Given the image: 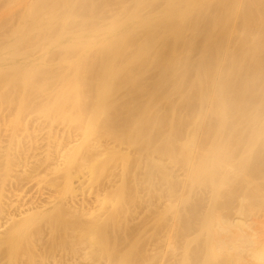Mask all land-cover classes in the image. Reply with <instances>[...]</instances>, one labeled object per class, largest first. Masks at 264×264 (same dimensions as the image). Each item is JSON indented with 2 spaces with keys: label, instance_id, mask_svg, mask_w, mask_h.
Listing matches in <instances>:
<instances>
[{
  "label": "bare ground",
  "instance_id": "obj_1",
  "mask_svg": "<svg viewBox=\"0 0 264 264\" xmlns=\"http://www.w3.org/2000/svg\"><path fill=\"white\" fill-rule=\"evenodd\" d=\"M115 1L119 2V4L122 3V5L125 3V0H0V81H2L0 82V86L4 80V86L6 85L7 87L6 79L9 78L11 80V78L8 77L10 76L9 73H11L12 79L13 77L17 76V74H14V76L12 75L13 72H10L12 68L30 69L31 67L30 71L29 69H26V74L28 75L30 72V75L34 76L37 71L33 74L31 72L33 71L32 68L41 65V63L45 60L46 54L53 49L55 61L54 59H52V57H49L53 60L50 62V65H52L51 63L53 62L56 64V62L58 61V59L56 58L57 54L55 50H57L58 52L59 50L62 51L63 49L66 54L77 53V56L81 58L83 57L82 54L85 55L86 50L90 49L91 47L92 50H95V52L91 53L95 54L97 50L95 48L97 47L94 46H98V49L99 47L101 48L99 50V53L100 51L103 53L100 57L101 61L99 63L96 62L98 64L97 68L99 67L100 69L99 72L97 71V68L95 69V60H91L95 63V65H92L93 67H91V70H83L80 68L85 65V62H83L82 65V60H78L77 63L75 62V66L72 65V67L74 68L70 67V70L72 72L75 69L76 72L73 71L71 74H68L67 77H61L62 82H64V84L68 86L69 90L63 92L61 91L62 93H60V98H51L50 100L52 103L49 101L51 105L47 106L46 108V112H48V115L50 113L49 111L53 110L58 113V117L62 113L66 114L68 110H70L69 112L71 114L75 111L74 113L77 116L75 119H78L76 120L77 123L75 124H77L78 126L74 127H76V129L77 127H80V129H82L81 132L83 136L80 137L82 139L81 143L75 138V140H71L69 141V143H64L65 145H63L62 147V144H60L59 141H57V143H59L60 145L56 146V141L53 140L54 146L57 147H53L56 148V153L54 154L48 151V149L50 148L49 146L44 153L45 156L41 154L43 153L42 151L38 152L40 148H38L37 150L36 147V149L34 150L35 145L34 147L30 145L31 148L33 147V150L29 148L30 152L28 151V155L26 154L23 156V154L26 152L25 150L27 147L24 149L25 152L20 150V153L21 151L24 152L23 154H20L19 151H17V153L14 152L16 153L15 157L11 156L13 154L11 152H9L10 154L4 153V155H0V166L3 168V180L1 184V188H3L2 191L5 189L7 180L11 183V181L9 180L12 179L11 177L21 179V177L25 176L27 178L26 180H28L29 172H31L29 171L30 169H28V166L30 165H28V161L30 162L31 160H35L33 162L35 166L32 165L34 169H31L34 172L32 174L33 176L35 174V176L37 177V174H39V168L48 163L59 166L61 165L62 168L60 169V171H63V176L65 179V185L62 189L63 191L60 195V199H58L57 201H55L57 196L56 198H53L51 196L48 198L46 197L45 201H42V203L38 202L37 204H35L34 202L29 201L30 203L27 204H18V201H15V203L2 201L4 198L6 199L7 197L9 198L11 196L10 193H5L7 195H5L3 192L1 193L0 264H2L1 260L2 262H6L3 264H36V261L38 260L36 259L38 253V249L36 250L35 246L36 242H41L46 237V234L44 233V229L46 228H44L43 230L38 228L40 226L39 224L42 223L47 217L48 219H45L47 222H44V224L42 225L44 227L45 224L49 223V226L45 225L49 228V230L48 228L46 229L49 231H47V233H50V237L54 240L55 238H57V232H63L61 236L63 239H59L61 237L58 236L60 242H57V244L55 243V241L53 242L56 244L55 248H53L51 242V246H49V249L48 247L46 248L45 245L44 248L48 249L52 254L57 252L58 250L67 253L71 252V258H67V264H77V259L81 258H78L75 254L78 255L79 253L84 256L81 257H83L85 260H88V258H92V262H95L98 259L97 264L99 258H102V254L105 253V256L109 254L108 252L112 249L110 248V250L108 251L110 242L109 239H111L110 236L112 235H110V230L112 231V229H109V227L110 223L114 221V217L119 213V208L117 206H119L120 204V199L119 202H115L114 198H112L114 193L111 191V188L114 187V184L111 182V180L110 182H108V185L104 186L102 199H99L100 193L95 196L94 202H91L90 199L89 201L85 202V197L80 198V203L84 204L82 207V212L85 215H79L80 217H83L82 219L76 218L77 215H75V220H79L78 223L69 221V219L66 220V217L62 214V211L69 212L70 214L71 210H68L76 205V201L78 200L75 199L78 195H80L78 190L76 191V188L80 185L81 180L78 178H76V180H73V173L75 172L72 173V171L77 170L73 169V167L75 168L76 166H79L77 165V160L80 157L83 158L84 156L87 157V159L97 158L94 157L95 155H92L93 153L90 155L85 154L86 151L90 152V149L92 151V147H94L93 142L95 140L93 137L94 141H91V137L95 135L96 128L93 129L92 126H89V128H83V116L89 118L87 120L91 122L92 120L97 121L101 117L103 118V116L105 117L106 115L108 118L109 114L111 115L112 113H115L117 116L116 118L119 119V122L122 125H127L128 123H130L129 126H131V124L133 123L134 126V124H136V126L138 127L135 131V134L137 133V135L140 136V134L144 132L142 133V135L145 136L147 132L146 127L151 124L150 121H152L150 120L152 109L157 107L156 105L154 106V104H151L149 101L146 102L145 99L150 98L148 100H151L152 98L155 99L156 97H172L175 93L179 94V97H199L201 101L207 100L208 105L204 106H209L208 109H210V111L216 115L215 118H217V121H214L212 118L208 120V117L206 116L207 120H201L196 126L193 125V128H190L186 131H180L178 130V128H176L174 130H171L168 135L164 131L162 133H160L161 131H159V135H157L158 132H156V136H154L153 133V135L151 134L152 142L149 141V143H152V147L145 148L146 146H143L147 150L152 148V150H150V152L152 151V154L150 152L144 154L147 155V158L146 156L145 158L147 159V164L149 165L147 169H145V165L142 162L144 165V168L142 169H145L144 171L146 175L152 174V193L159 200L166 198L165 205H167V210L170 212L168 220L167 216L165 215L162 218L154 220L152 222V227H155L157 224L164 227L163 236L165 237V240H163L164 242L160 241V239L158 238L154 241L153 245L157 247V250L152 247V251L155 252V254H152V264H208L206 263V261L201 260L200 253H198L200 251L198 249L193 250L190 244L192 241V237L205 230L211 231L212 243L210 246V251L212 258L217 260L221 264H264V225L261 227L258 226L257 220L253 219L250 216V214L253 212V210H255L254 208L256 207L254 206L256 203H254V198H263L262 203L264 204V186L260 187L257 185L254 188H250L251 186H253V175L264 177V117L262 118L261 116H258V113H261L263 114L262 116H264V109L260 110V108H264V106H262L263 103L260 104V98L258 99L257 97H255L256 93L259 94L258 91L255 93V81L257 79L256 76L259 73L256 72L255 65L259 67L260 64V61L258 62L256 57V53L258 50L257 42L259 38L258 40L256 39L257 34L259 37L261 36V34L259 35V33L264 32V0H235L234 2L230 1L231 6H229L231 7V10H229L230 8L229 6H227L229 4V0L227 1L228 4H226V0H218L219 2L217 3H215L216 0H163V8L161 7L160 3V6L157 7L158 2H155L156 0L154 1V3H150L149 0H137L135 1V5H133V2L130 3V5H133L132 8L131 6L126 7V9L124 10L125 16H123L122 18L120 15L121 12L119 14L120 16L116 14L118 17L114 16L115 13L113 14V17L109 14V12H111L113 2ZM114 5L117 6V4ZM122 5H120L119 7L117 6L118 8L114 7L113 9H120ZM222 6L229 12H224ZM227 7L228 9H226ZM113 9L112 11H114ZM121 9L120 11H122ZM145 10H148V13L146 15L144 14L146 13L144 12ZM221 12L222 14L221 16H219ZM223 12L225 13L224 16ZM226 13H230L229 16L228 14L226 15ZM209 15L213 16V23H211L210 27L212 28V30L226 28L225 26H228L227 22L230 26V20H232V34L226 40L227 47L223 46V43L225 42V38H227V36H225L226 34L223 35L222 33H226L228 31V27L227 31L226 29H223L225 32L221 30V32H223L217 33V36L212 37V39L208 37L211 29L209 30V28L205 26V24H208L209 26V22L207 20L210 17ZM111 17L113 19H110ZM230 17L232 19H230ZM108 18L111 21L107 23L106 19ZM227 18L230 20L228 21ZM10 23L11 26L9 29L12 30L14 28L13 30L15 33H12L13 31L8 29V24ZM15 24L16 26H19H17L18 28H16V30V26L11 28ZM203 26L207 27L208 29ZM202 28L206 29L208 35L206 34V32H201L203 31ZM186 31H189V34L191 36L186 35ZM200 32L201 34H206L205 36L208 37H203L205 39V42L203 43L202 41L204 40H202V44H200L201 42L199 43V36L201 35ZM11 33L14 36L11 35ZM5 34H9V36H5ZM214 35L216 34L214 33ZM11 36H13V38H11ZM30 36L33 37L30 38ZM7 37H9V41L5 40ZM70 40L72 41L71 43H66ZM260 41H264L263 38ZM205 46H208V48ZM259 46H261L260 43ZM129 48H134L136 54L135 58H129V56L127 55L126 57L124 56L126 53L125 50ZM261 50L262 49L258 50V52L260 51L258 57H260L261 55ZM196 51H198V53ZM194 52H196L198 56H200L199 53H201L200 58L196 56V59L193 56ZM209 52L210 54H212L208 55L211 58L206 56ZM202 53L204 54L202 55ZM182 54H184V58H182ZM49 55H47L46 59H48ZM71 56L72 54L70 55V57ZM213 56L215 59L213 58L212 60ZM70 57L68 56L66 58H62L64 59V63H66L67 66L71 65V59L74 56L72 58ZM124 57L127 59H124ZM98 58L96 60H98ZM262 64L263 63H261V65ZM55 68L53 70H56ZM63 68L67 67L64 66ZM76 68H78L79 70ZM262 68L264 69V66H262ZM262 68H260V70ZM36 69L37 67L35 68V70ZM48 69H51V71L49 72L47 70V74L50 73L49 75H52V67L50 68L49 66ZM257 71H259V69ZM38 72L40 74L41 70ZM30 75L26 76V80H28L29 77L28 81L31 82V88L33 89L35 87L33 86L34 84L32 81L35 80V78L32 77L31 80ZM54 75L56 77V74ZM259 75H261V73H259ZM42 76L43 75H41V77ZM52 76H48L49 78L47 77V81H49L47 82V85H50V87L46 86L48 88H45L42 82L40 84L42 87H40L39 85L40 88L35 85L37 89H45L47 91V93L45 90H43L42 92L40 91L41 95L42 93L49 94L48 90L50 92L51 89H55L60 92L61 88L57 89L59 87L51 88L52 86H55L53 82L59 81V79H56L57 81H55ZM43 77H46V75ZM189 77L191 78V80L189 79ZM192 78L194 79L192 80ZM10 80L8 81L11 82ZM51 80L53 81L51 82ZM40 81H42V79ZM50 82L53 84H48ZM13 84H15V82ZM30 84L27 83L26 85L30 87ZM59 84L60 81L57 86ZM13 87H11L14 89H11V91L13 90L11 92V94L13 93V96L15 93L19 92L20 95L23 94L26 90L28 91V87L25 88V84L24 88L26 90L22 85V88L25 90L24 92L20 90L21 88L18 89L23 93H21L20 91L14 93L15 86L13 85ZM31 88L29 89L31 91H26L27 93L30 92L29 95L27 94L28 96L33 95V92H37V94L33 95L34 97L36 95H40L38 94L39 91H37L36 88V91L32 90ZM251 88H255V91H253L254 89L252 90L253 93H250L252 92L250 91ZM51 91H53L52 97L55 96V91ZM59 92L56 93V95H58L57 97H59L60 95ZM259 92L262 94L264 93L261 91ZM70 93H73L74 97L73 95L71 96ZM11 94L10 97L12 96ZM27 95L24 94L23 96L27 98ZM8 96L9 95H7L6 97ZM259 96L262 95L260 94ZM40 97L43 99L44 96ZM24 98H21L18 101L20 102L22 100V104L19 103V105H21V108L18 106L23 111L22 113H20L21 110H19L20 114H23L24 111L27 110L26 107H28V103L26 102L27 99ZM49 98H47V100L43 99L44 101L42 100V103H46ZM158 98L154 102H152L153 100H151V102H156L157 104V100L161 101V99ZM3 99H1L0 102H3ZM208 99L212 100V104ZM32 100L33 99H31L30 101L28 97V101L32 102L33 104L34 102ZM88 100H91V102H89ZM49 102L47 103L49 104ZM37 103L39 105L41 104V102ZM47 103L45 105H48ZM32 104L30 103L31 106L28 107L31 110L32 108L34 109L35 106V103L33 107ZM38 104L36 106L37 110L42 106L40 105L39 107ZM248 105L249 107H251V109L252 107L254 108L253 112H250L251 115L257 112L256 115H252L253 118L250 116L251 123L249 122L250 124L248 128H243V126L240 125V123L237 121L228 122V117H230V114L228 116V113H235L237 114V116H240L238 115V113H244L245 108ZM11 108H8V110ZM246 110H248V108ZM29 111L27 113H29ZM53 111L51 113L55 114ZM155 111L153 110V112ZM244 114L246 116V113ZM2 115L3 114H1V116ZM56 116L57 115H55L54 118H57ZM113 116L115 115L113 114ZM209 116L214 115H210L209 113ZM48 117L50 118L51 116ZM116 118H113L112 120L114 121ZM231 118H233V116ZM211 120L214 122H212ZM108 121L110 120L108 119ZM97 123L95 124L97 125ZM115 123L116 125L120 126L118 122ZM156 123H158V121ZM162 123L163 122H161V124ZM16 124H18V121L17 123H15V125ZM111 124H113V122H111ZM114 124L113 126L117 128V126ZM12 125H14V123ZM122 125L119 128H122ZM108 126H110V124ZM129 126L124 127L129 129ZM150 127L152 126L150 125ZM39 128L41 129V127ZM128 129L127 132L124 129V133L123 131L119 132L117 129L112 130L110 127L111 132H107L108 130H105V133L107 132L111 134L112 138L114 136L115 140L117 138L121 140L122 137L126 138V134L129 133ZM132 129L133 128H131V132ZM147 129L149 128L147 127ZM49 132L50 131H48V133ZM131 132L129 133L130 136L127 137L129 142L127 139L126 140L128 143H122L119 141V146L124 144V148L126 144L127 147L125 148L128 149L132 146V144H136L138 139L136 138L137 135L135 136V134H133L134 136H132ZM164 133L167 136H165ZM52 134L53 136L55 135L54 133ZM102 134L104 135V132ZM13 135L15 136L14 132ZM142 135L141 137L143 138ZM162 135L165 136L166 139H164V141L166 140V142H163ZM50 136L52 137V135ZM148 136H150L149 133L147 137ZM19 138L20 137H18V139ZM35 138L36 137H34V139ZM7 139H10V137ZM112 140L113 139H111L110 141H115ZM75 141H78L79 143L75 144ZM98 141H95V143H97L96 145H98ZM32 142L34 141H31V144ZM36 142L35 144L36 146H38V143ZM111 142L110 144L108 143V145L111 146L113 144H111ZM161 142L163 143L162 145H160ZM261 142L262 144H260L259 146H262L260 147L262 149L259 150V148H257L256 151L255 149L257 145ZM157 143H159V145ZM46 144L47 143H45V145ZM141 146L142 145H139V147ZM112 147L114 148L115 146H111L110 148L112 149ZM105 148L107 147H104V149ZM110 148L108 146L107 149L109 150ZM118 148L119 152L122 155L119 154L117 156L118 153L116 155L114 153V155L118 158L121 155L122 160H125V165L123 164L125 170L130 161L134 160L136 163L135 159L129 158L128 152H124L125 149L122 151L120 147ZM50 149H52V147ZM117 149L115 148V150ZM134 149L135 152L136 147H134ZM93 151L96 152V150ZM142 151L143 150H140V152ZM109 153L107 152V154ZM130 153H132L133 155V152ZM82 154L84 156H82ZM52 161L55 162L52 163ZM91 163L95 164L94 160ZM88 164H90V161L88 162ZM130 164L131 163H129V165ZM32 166L29 168H32ZM18 168H21L20 172H17ZM93 170L94 167L92 166V171ZM134 170H137V168ZM16 173L19 175H16ZM20 173H23V176L20 175ZM123 173H125V171ZM16 179L13 178L12 180L16 181ZM35 179L36 178H34L33 180ZM59 184L61 186V182ZM55 185H58V183H56ZM254 185H256V182ZM13 186L15 185L13 184ZM49 187L53 188V186ZM123 194V197H125L124 191ZM11 198L9 199L10 201ZM236 201L237 204L235 206L234 203H236ZM167 202L168 204H166ZM94 203L97 204L96 208L98 211V214L95 215L90 212L93 207L88 209L85 208L86 205L92 206ZM9 204H11L10 207ZM256 205L258 206V203H256ZM126 207L127 206H125V209H127ZM74 208L76 207L74 206ZM13 210L15 212H13ZM50 212L57 213L56 215L58 217L54 218L53 215L49 214ZM72 214L74 215V213H71V216H73ZM113 214L116 215L113 216ZM126 214L128 213L125 212L124 216H122L121 218L116 216L118 217V219L120 218V220L118 221L121 226L118 227L119 230L121 229V232L123 230L121 238L122 240L130 238V235H132L127 232L130 229V227H128V221L131 216H129V214ZM68 216L71 218L70 215ZM87 216H89V218H87ZM36 228L38 229V231H34V229ZM153 234L154 232H152V235ZM114 235L117 234H113V237ZM67 238H69L70 240L68 241ZM116 238L114 240H116ZM177 238L180 239L178 242L176 241ZM65 239L68 242L64 241ZM48 243L49 242L47 240V244ZM110 243L112 244V242ZM115 244L117 246V243ZM68 247L70 251H68ZM48 250H46L45 254L42 252V255H46ZM111 252H113V250ZM115 252L116 251H114V253ZM120 255H118V257ZM61 257H63V255H61ZM109 257L110 256H108V260H110ZM118 257L117 260L119 259ZM127 257H129V255H127L126 258ZM23 258H26V262ZM115 259L116 258L113 259V262H116L114 261ZM43 260L44 259L42 258V260L40 261L42 262ZM127 261L130 260L127 259ZM56 262H58L57 259L54 261V264H56ZM128 263L130 264V262Z\"/></svg>",
  "mask_w": 264,
  "mask_h": 264
},
{
  "label": "rangeland",
  "instance_id": "obj_2",
  "mask_svg": "<svg viewBox=\"0 0 264 264\" xmlns=\"http://www.w3.org/2000/svg\"><path fill=\"white\" fill-rule=\"evenodd\" d=\"M135 1H137V0H125V3L122 5V3H120L119 4V2H113V6L111 7V12H109V14L113 17V14L115 13V17H118V16H120L121 15V18L123 17V16H125V9H126V7L127 6H131V8H132V6L133 5H135ZM154 1L155 0H149V2L151 3H154ZM162 1L163 0H156L155 2H158V5H157V7L158 6H160V4H161V7L163 8L164 7V3L162 4ZM220 1V0H219ZM218 0H216L215 1V3H217V2H219ZM221 1H224V0H221ZM228 0H226V2H227ZM230 1H232V2H234L235 0H229V4H228V2L226 3V4H228L227 6H229L230 5ZM127 2V3H126ZM131 2H133L134 4L133 5H130V3ZM164 2V1H163ZM160 3V4H159ZM114 4H117V6H118V4H119V6L120 5H122L121 6V10L122 11H120V9H117L118 7L117 6H115ZM231 6V5H230ZM229 6V10H231V7ZM114 7H117L116 9H113ZM123 7H125V8H123ZM226 7V6H225ZM130 8V7H129ZM222 8H223V6H222ZM112 9L114 10V11H112ZM224 9V12L225 11H228V10H225V8H223ZM226 9H228V7L226 8ZM161 10V9H160ZM160 10H158V11H160ZM117 13H116V12ZM124 11V12H123ZM148 10H145L144 12H146V13H144L145 15L148 13L147 12ZM158 11H156V12H158ZM120 12H121V14H120ZM223 12V16H224V13ZM229 12V11H228ZM123 13V14H122ZM118 16H117V15ZM120 14V15H119ZM221 14H222V12L219 14V16H221ZM228 14V16H229V14L230 13H226V15ZM210 16V17H209ZM208 17H209V19H207L208 20V22H209V26H208V24H205V26H207L208 28H209V30L211 31V32H209L210 34L208 35V33L206 32V29L205 28H207V27H205V26H203V27H205V28H202L203 29V31H201V32H206V34L208 35V37H210L211 39H212V37H215V36H217V33H222L224 30L223 29H226V31H227V27H228V31L226 32V33H222L223 35H225V36H227V38H225V44L223 43V46H225V47H227V42H226V40L231 36V34H232V20H230V19H232L231 17H230V19H228L227 18V20L229 21L230 20V26H229V23L227 22V25L228 26H225L226 28H222V29H213L212 30V28H210L211 27V23H213L212 22V15H209ZM222 16V17H223ZM110 18V19H113V18ZM114 17V18H115ZM109 18L108 19H106L107 21V23L108 22H110L111 20H110ZM211 19V20H210ZM224 21V20H223ZM18 22V21H17ZM221 22V21H220ZM225 22H226V19H225ZM224 22V23H225ZM19 23V22H18ZM13 24H14V22H13ZM12 24V25H13ZM226 24V23H225ZM224 24V25H225ZM10 26H11V23L10 24H8V29L10 28ZM16 26V24L14 25V26H12L11 28H13V27H15ZM18 26V25H17ZM15 27V30H16V28H18V27ZM229 27H230V29H229ZM207 28V29H208ZM14 29V28H13ZM11 30V29H9V30H11V31H13L12 33H15L14 32V30ZM205 30V31H204ZM208 30V31H209ZM221 30H223L222 32H221ZM216 31V32H215ZM218 31V32H217ZM201 32H200V34H201ZM225 32V31H224ZM10 33V32H9ZM11 33V35H13ZM188 33V34H187ZM190 32L189 31H186V35H188V36H191L190 34H189ZM204 33H202L199 37V43L202 41V40H204V41H202L203 43L205 42V39L203 38L206 34H204ZM214 33L216 34V35H214ZM259 33V32H258ZM261 34V36H259L258 37V34H257V39L256 40H258V38H259V40H258V42L260 43V45L261 46H259V43L257 42V48H258V50L259 49H262L261 50V55H260V57L262 58H260V57H258V55L260 54L259 52H258V50H257V53H256V57H257V60H258V62L260 63L259 64V67H257L256 65H255V67H256V72L258 73H261V75H259V73L257 74V76H256V83H255V88H256V91H255V88H251L250 89V91H252L253 89V91H255V93L258 91V93L259 94H255L256 96L255 97H257L259 100H260V104H262V106H264V93L262 94V93H260L259 91H261V92H264V69L262 68V66H264L263 64H264V62H262V61H264V41H260V40H262V38H263V40H264V32H262V33H259V35ZM263 34V35H262ZM9 36V34H5V36ZM219 35V34H218ZM14 36V35H13ZM13 36H11V38H13ZM201 36H202V38H201ZM31 37H33V36H30V38ZM205 37H207V36H205ZM207 37V38H208ZM8 38V39H7ZM5 40H8L9 41V37H7ZM209 38V39H210ZM224 40V39H223ZM231 40V39H230ZM11 41H12V39H11ZM72 41L70 40V41H68V42H66V43H71ZM202 42L200 43V44H202ZM210 42V41H209ZM230 44V43H229ZM99 45V44H98ZM94 47H97V48H95V49H97L96 50V55L94 54V53H91V52H95V50L93 49L92 50V47L90 48V49H87L86 50V53H85V55L84 54H82V56L83 57H81V58H79V56H77V53L76 54H74V53H68V54H66L65 52H64V50L62 49V48H60V49H62V51L61 50H59L58 52H57V50H55L56 51V54H57V59H58V61L56 62V64L53 62V63H51L52 65H50V62L51 61H53L52 59H54V61H55V58H54V52H53V50H50L47 54H46V57H47V55H49L48 56V59H46V57H45V60L41 63V65H38V66H36L37 67V69L35 70V68L36 67H33L32 69H33V71H31L33 74H34V72H36L37 71V73H35V75L33 76V75H30V72H29V74L28 75H30L31 76V80H32V77L33 78H35V80H37V81H35V80H33L32 82H33V86L36 88V86H38L39 87V85L41 84V82H42V84L45 86V88H48V87H46V86H49L50 87V85H47V82H49V81H47L48 80V78L49 77H51L52 75V78L55 80V81H57L58 79H59V81H60V84L57 86V84L59 83V81H57V82H53L54 83V87L52 86L51 88H55V87H59V88H57V89H60L61 88V90H60V92L58 91V90H55V89H51V88H49V89H51V90H54L55 92V96H53L52 97V95H53V91H51L50 90V92H49V90H48V93L49 94H46L47 93V91L45 90V89H42V90H39V88L40 87H42L41 85H40V87L37 89L36 88V90L37 91H39V93L38 94H40V91L42 92L43 90H45L46 91V93H42V95L40 94V95H38L39 96V98H38V96L36 95L35 97L33 96V95H35V94H37V92L35 93V92H33V95H31V96H28L29 95V93H27L28 91H31V90H29L30 88H31V82L30 81H28L29 80V77H28V80H26V76H28L27 74H26V69L27 68H12V70H15V71H12V70H10V72H13V74L12 75H16L17 74V76H15V77H13V79H12V77H11V73H9L10 74V76H8V77H10L11 78V80L8 78V79H6V84H7V87H6V85L4 86V80H3V83H1V86H0V97H1V99H3L4 101L2 102H0V113L1 114H3L2 116H1V114H0V150H1V152H0V155H4V153H6V154H8L9 152H11V153H13L11 156H13V157H15V154L17 153V151H19V153H20V150H22V151H24V149L26 148V152L24 153V152H22L21 151V153L20 154H23V156L24 155H26L27 153H29L30 152V149L31 150H33V147H34V145H35V147H34V150L36 149V147H37V150H38V148H40L39 150H38V152L40 151H42L43 153H41L43 156H45V152H46V150L48 149V147L50 146V148L52 147V149H48V151H50V152H52V153H56V146H58V145H60V144H62V147H63V145H65L66 143H69V141H71V140H75V138L81 143V141H82V139L80 138L81 136H83L82 135V129H80V127H77V129H76V127H74V126H78L77 124H75V123H77L76 122V120H78V119H75L77 116L75 115V111L71 114L69 111L70 110H68V112L65 114V113H62L63 114V116H62V114H60L61 116H62V118H61V116L59 115V117H58V113H56V111H53L55 114H53V113H51L52 111H49L50 113H49V115H48V112H46L47 111V106H50L51 104H50V102H51V98L53 99L54 97L55 98H60V96H61V94L60 93H62L63 91H67V90H69V88H68V86L66 85V84H64V82H62V78L63 77H67L68 76V74H71L73 71H75L76 72V70L74 69H72L73 71L71 72V70H70V67L71 68H74V67H72V65L73 66H75V62L77 63L78 62V60H82V65H83V62H85V65L83 66V67H80L81 69H83V70H91L92 68L91 67H93L92 65H95V63L97 62V63H99L100 61H101V56H102V52L100 51V53H99V50L101 49L100 47H99V49H98V46H94ZM93 47V48H94ZM204 47V46H203ZM205 47H207L208 48V46H205ZM210 47V46H209ZM212 47H214V46H212ZM263 47V48H262ZM224 48V47H223ZM226 49V48H225ZM224 49V50H225ZM131 50V51H130ZM61 51V52H60ZM133 51V52H132ZM98 52V53H97ZM125 57H126V55L127 56H129V58H135V56H136V54H135V50H134V48H129V49H127V50H125ZM197 53H198V51H196ZM196 52H194L193 53V56L196 58V56L197 57H199L200 58V56H201V53H199L200 54V56H198V54L196 53ZM201 52V51H200ZM204 52V51H203ZM211 52V51H210ZM210 52L206 55V56H208V55H212V54H210ZM62 55H61V54ZM135 55H134V54ZM60 54V55H59ZM72 54V56L70 57V55ZM95 56H94V55ZM99 54V55H98ZM204 53H202V55H203ZM75 55H76V57H75ZM263 55V56H262ZM70 57V58H72L73 56L75 57V59H74V57L71 59V65H68L67 66V64L66 63H64V59H62L63 57L64 58H66V57ZM86 56V57H85ZM92 56V57H91ZM97 56V57H96ZM182 56V58H184V54H182L181 55ZM205 56V57H206ZM52 57V59H50V58ZM84 57H85V60L87 61H85L84 60ZM99 57V58H98ZM124 57V59H127V58H125ZM204 57V58H205ZM209 57V56H208ZM90 58V59H89ZM92 58V59H91ZM98 58V60H96ZM194 58V59H195ZM199 58H198V60H199ZM209 58H211V57H209ZM213 58H214V56L212 57V60H213ZM261 60H260V59ZM56 59V60H57ZM90 60V62H89V60ZM100 59V60H99ZM197 59V58H196ZM215 59V58H214ZM91 60H95L94 62H92ZM61 61V62H60ZM45 62H46V64H45ZM88 62H89V64H88ZM196 62H197V60H196ZM210 62H211V59H210ZM214 62V61H213ZM96 63V65H95V69L97 68V66H98V64ZM122 63H123V61H122ZM226 63H228V62H226ZM261 63H263L262 65H261ZM37 64V63H36ZM45 64V65H44ZM48 64V65H47ZM63 64V65H62ZM43 65V66H42ZM49 68V66H50V68L52 67V71H53V73H52V75H49L50 73V71H51V69H48L47 67ZM67 67V68H63V67ZM90 68H89V67ZM261 66V67H260ZM40 67V68H39ZM44 67V68H43ZM56 69V70H53L54 68ZM58 67H59V69H58ZM86 67V68H85ZM39 68V69H38ZM260 68H262L261 70H260ZM17 69V70H16ZM29 69V68H28ZM27 69V70H28ZM76 69H78V68H76ZM259 69V71H257ZM24 71V73H23V71ZM31 70V67H30V69H29V71ZM41 70V72H40V74H39V72L38 71H40ZM47 70L49 71L48 73L49 74H47ZM79 70V69H78ZM97 71L99 72L100 71V69H99V67L97 68ZM17 72V73H16ZM31 73V74H32ZM25 74H26V76H25ZM54 74H56V77H55V75ZM41 75H43V76H45L46 75V77H41ZM49 77H48V76ZM39 76H40V78L42 79V81H40L41 79L39 78ZM260 76V77H259ZM17 77V78H16ZM48 77V78H47ZM62 77V78H61ZM14 78H16V79H14ZM25 78V79H24ZM45 78V79H44ZM57 79V80H56ZM189 79L191 80V78L189 77ZM194 78H192V80H193ZM259 79V80H258ZM8 80H10L11 82H9ZM15 80V81H14ZM258 80V81H257ZM39 81V82H38ZM53 80H51V82H52ZM0 82H2V81H0ZM15 82V84H13ZM35 82H37V83H35ZM48 83V84H53V83ZM17 83V84H16ZM30 84L29 86L30 87H28V85H26V84ZM259 83V84H258ZM263 83V84H262ZM15 86V91H14V93L15 92H18V91H25L26 89V87H28L27 89H28V91L25 93H23V92H21V93H23V94H20L19 95V92L18 93H15L14 94V96H13V93L11 94V92L14 90L13 88V85ZM24 84H25V88H24ZM10 85H12V86H10V88H9V86ZM21 85V86H20ZM22 85H23V88L25 89H23L22 88ZM36 85V86H35ZM254 85V84H253ZM20 86V87H19ZM44 86H43V88H44ZM61 86V87H60ZM11 87H13V88H11ZM17 87H19V88H17ZM251 87V86H250ZM263 87V88H262ZM21 88V89H20ZM35 88H31L32 90H34V91H36L35 90ZM260 89V90H258V89ZM7 89V90H6ZM11 89H13L12 91H11ZM16 89H17V91H16ZM18 89H20V90H18ZM44 91V92H45ZM62 91V92H61ZM253 91L252 92H250V93H253ZM59 92V97H57L58 95H56V93H58ZM32 93V92H31ZM10 94L13 96H11L10 97ZM27 95L28 97H29V100L31 101V99H33L32 101L35 103V106H34V103L32 104V102H29L28 101V97L26 98L25 96H23V95ZM262 95V96H259V95ZM7 95H9L8 97H6ZM46 95H48V96H46ZM70 95L72 96L73 95V93H70ZM21 96H23V97H21ZM40 96H44L43 97V99L44 100H47V98H49L48 99V101H46V103L47 102H49V104L48 105H45L46 103H42V98L40 97ZM17 97H18V99H17ZM23 99L24 97V99H27V105H28V107L29 106H31L30 105V103L32 104V107L34 106V109L32 108V110L31 109H29L28 107H26V111H24V115L23 114H20V113H22L23 111L20 109L21 108V105H19V103H21L22 104V100L20 101V102H18L21 98ZM73 97H74V95H73ZM252 97V96H251ZM9 98V99H8ZM158 97H156L155 99H151V100H153L152 102H154V101H156V99H157ZM162 98H163V101H162ZM199 97H188V98H186V97H179V94H173V96L172 97H159L158 99H161V101L159 100H157V104L159 105H157L156 104V102L155 103H152L151 102V100H148V99H150V98H146L145 100H146V102H150L151 104H154V106L156 105L157 107H153L154 109H152V113H151V117H150V120H152V121H150V123L151 124H147L146 126L149 128V129H147V127H146V130H147V132L149 133V135L150 136H148L147 137V135H148V133L146 132V134H145V136L144 135H142V133H144V132H142L141 134H140V136L139 135H137V133L135 134V131L137 130V127L138 126H136V124H134V126H133V123L131 124V126H129L130 125V123H128L127 125H125V124H121L120 122H119V119H117L116 117V114L115 113H112L110 116L108 115V118H107V115L104 117L103 116V118L101 117L99 120H97L98 121V123H97V121H95V120H92L91 122L89 121V120H87V119H89V118H87V117H85V116H83V121H84V123H83V128H89V126L91 127H93V129H95L96 128V131H95V135H93L92 137H91V141L93 140V137H94V140L95 141H98V145H103V146H98V145H96L97 143H95V141L93 142L94 143V145L93 144H91V145H93L94 147H92V151L93 150H96V152L95 151H91V149H90V152H88V151H86L85 152V154H88V155H90V154H92V155H95L94 157H97V158H88L87 159V157H85L83 154H84V150H83V154H82V156H84L83 158L82 157H80L79 159H80V161H79V159L77 160L78 161V163H77V165H79V166H81V167H79V166H76L75 168L73 167V169H77V170H74V171H72V173L73 172H75V173H73V180L75 179L76 180V178H78V179H80L81 180V182H80V185L76 188V191L78 190V192L80 193V195H78L77 197H76V199L75 200H78V201H76V205H74L76 208H74V206H73V208H70L68 211H70V214H69V212H65V211H62V214H63V216H65L66 217V220H68L69 219V221H73V222H75V223H78L79 222V220L77 219V220H75L76 218H80V219H82L83 217H80L79 215H85L82 211V207H83V205L84 204H82V203H80L81 201H80V198H83V197H85L86 198V200H85V202L86 201H89V199H90V201L91 202H94V198H95V196L97 195V194H99L100 193V195H99V199H102L103 198V189H104V186L105 185H108L109 183L108 182H110V180H111V182L114 184V189L113 188H111V191L114 193L113 194V196H112V198H114V200H115V202H119V199H120V204H119V206H117L118 208H119V213H122V214H113V216H118V217H122V216H124V214H125V212L126 213H128L129 214V216H131L130 217V219H129V221H128V227H130V229L127 231V232H129L130 234H132V235H130V238H128V239H126V240H122L121 238H122V232H123V230H122V232L119 230V227L118 226H121V224L119 223V221L118 220H120V218L118 219V217H114V221H112L111 223H110V227H109V229H112V231L110 230V237H111V239H109L110 240V242H112V244L109 242V246H108V251L110 250V248H112L108 253L110 254H107L106 256H105V253L104 254H102L101 256H102V258H99V261H98V264H129L128 262H130V264H152V254H155V252H153L152 251V247L153 248H155L156 250H157V247H155L153 244H154V241L158 238V239H160V241H162V242H164L163 240H165V237L163 236L164 235V227L163 226H160L159 224H157L155 227H152V222L154 221V220H158V219H160V218H162L163 216H167V220H168V216L170 215V212L167 210L168 209V207H167V205H165V201H166V198L165 199H161V200H159L158 198H156L154 195H153V193H152V174H150V175H146L145 174V169H147V167H148V165L149 164H147V155H144L145 153L147 154L148 152H150V150H152V148H150V149H145V148H148V147H152V143H149V141H151L152 142V135H153V133H154V136H156V132H158V134L157 135H159V131H161L160 133H162L163 131L168 135L169 133H170V131L171 130H174V129H176V128H178V130H180V131H186V130H188V129H190V128H193L194 126H196L201 120H207V117H208V120L210 119V118H212L214 121H217V118H215L216 117V115L214 114V113H212L211 111H210V109H208L209 108V106H204V105H208L207 103V100L205 101V100H200V98L198 99ZM0 99V100H1ZM17 99V100H16ZM166 99V100H165ZM171 99V100H170ZM40 100V101H39ZM43 100V101H44ZM92 100V99H91ZM91 100L89 101V102H91ZM167 100H169V101H167ZM208 100H210V103L212 104V100L211 99H208ZM12 101V102H11ZM53 101V100H52ZM263 101V102H262ZM18 102V103H17ZM37 102H41V104L40 105H42L41 107H40V105L37 103ZM143 102H145V101H143ZM159 102H161V103H159ZM165 102V103H164ZM167 102V103H166ZM171 102H172V104H171ZM5 104V105H3V104ZM52 103V102H51ZM174 103V104H173ZM210 103H209V105H210ZM37 104H38V106L40 107H38L39 109V111L37 110V108H36V106H37ZM162 104V105H161ZM192 106H191V105ZM10 105V106H9ZM44 105V106H43ZM186 105V106H185ZM20 108H19V107ZM167 106V107H166ZM189 106H190V108H189ZM12 107V108H11ZM160 109H159V108ZM165 107V108H164ZM7 108V109H6ZM8 108H11V109H9L8 110ZM49 108V107H48ZM68 108V107H67ZM174 108V109H173ZM193 108V109H192ZM248 108V110H246ZM16 109V110H15ZM36 109V110H35ZM46 109V110H45ZM69 109V108H68ZM157 109V110H156ZM162 109V110H161ZM263 110L264 108L262 107V108H260V110ZM19 110H21V112L19 113ZM30 110V111H29ZM153 110L155 111V112H153ZM171 110V111H170ZM172 110H173V112H172ZM175 110V111H174ZM190 110V111H189ZM251 110V111H250ZM253 110H254V108L252 107V109H251V107H249V105L245 108V111H244V113H246V116H245V114L242 112V113H238V115H240V116H237V114H235V113H228V116H229V114H230V117H228L229 119H228V122H239L240 123V125H242L243 126V128H248L249 127V124L251 123V118H250V116L253 118V116L254 115H256V113L257 112H255V113H253L252 115L250 114V112H253ZM9 111V112H8ZM15 113H14V112ZM29 111V113H27ZM41 111V112H40ZM166 111V112H165ZM6 112V113H5ZM46 113H47V115L48 116H51L50 118L46 115ZM209 113H210V115L211 114H213L214 116H209ZM247 113H249V114H247ZM10 114V115H9ZM19 114H20V117H19ZM40 114V115H39ZM71 114V115H70ZM113 114L115 115V116H113ZM244 114V115H243ZM259 115L258 116H261L262 118L264 117V116H262L263 114H261V113H258ZM46 115V116H45ZM54 115V116H53ZM55 115H57L56 117L57 118H54L55 117ZM64 115H65V117H64ZM70 115V116H69ZM154 117H153V116ZM235 115V116H234ZM67 116V117H66ZM70 118H69V117ZM112 116H113V118H116L114 121L115 122H118V124L120 125V126H118V125H116V123L112 120L113 118H112ZM207 116V117H206ZM233 116V118H231ZM5 117V118H4ZM6 117H8V118H6ZM140 117V116H139ZM206 117V118H205ZM215 119H214V118ZM238 117V118H237ZM240 117V118H239ZM13 118H14V120H13ZM61 118V119H60ZM105 118V119H104ZM112 118V119H111ZM155 119V121H154V119ZM15 119H17V120H15ZM59 119V120H58ZM68 119V120H67ZM108 119L111 121V122H113V124L114 125H116L117 126V128L115 127V126H113V124H111V122L110 121H108ZM139 119H142V118H139ZM159 119V120H158ZM246 119V120H245ZM26 120V121H25ZM36 120V121H35ZM70 120V121H69ZM72 120V121H71ZM162 120V121H161ZM7 121V122H6ZM17 121H18V124H16L15 125V123H17ZM20 121V122H19ZM100 121V122H99ZM106 123H105V122ZM158 121V123H156ZM163 122L162 124H161V122ZM212 121V120H211ZM214 121H212V122H214ZM241 121V122H240ZM29 122V123H28ZM102 122V123H101ZM155 122V123H154ZM250 122V123H249ZM14 123V125H12ZM25 123V124H24ZM28 123V124H27ZM90 123V124H89ZM95 123H97V125L95 124ZM100 123V124H99ZM110 124V126H108ZM152 124H154V125H152ZM27 125V126H26ZM107 125V126H106ZM121 125H122V128H124L125 130H126V132H127V129L128 128H125L126 126L128 127H130L129 129H128V131H129V133L131 132V128H133L132 129V136H134L133 134H135V136H136V138H138L137 139V142H139V143H137L136 142V144L134 145V144H132V146L130 147V148H128V149H126L125 147H127L126 146V144H125V147L123 148V146H124V144L123 145H121L122 146V148H121V146H119V141L120 142H122V143H128L129 142V140L127 139V137L128 136H130V134L129 133H127L126 134V138L124 137H122L121 138V140H119V138H117L116 140L114 139V136H113V138H112V136H111V134H109V133H107V132H111V130H110V127H111V129L112 130H115V129H117L119 132H124L125 133V131H124V129H122V128H119V127H121ZM150 125L152 126V127H150ZM159 125V126H158ZM161 125V126H160ZM194 125V126H193ZM12 126H14V127H12ZM19 126V127H18ZM125 126V127H124ZM175 126H177V127H175ZM181 126V127H180ZM2 127V128H1ZM25 127V128H24ZM33 127V128H32ZM39 127H41V129L39 128ZM43 127V128H42ZM74 127V128H73ZM103 127H105V128H103ZM108 127V128H107ZM112 127H114V128H112ZM180 127V128H179ZM5 128V129H4ZM8 128V129H7ZM29 129V131H28V129ZM80 130H79V129ZM107 128V129H106ZM151 128H152V130H151ZM11 129V130H10ZM16 129V130H15ZM18 129V130H17ZM45 129V130H44ZM75 129V130H74ZM120 129H121V131H120ZM4 130V131H3ZM99 130V131H98ZM105 130H108L106 133H105ZM110 130V131H109ZM2 131H3V133H2ZM7 131V132H6ZM22 131H23V133H22ZM47 131V132H46ZM48 131H50L49 133H48ZM149 131H152V132H149ZM168 133H167V132ZM10 132V133H9ZM12 132V133H11ZM13 132H14V134H15V136L13 135ZM16 132H18V133H16ZM22 134H21V133ZM35 132H37V133H35ZM41 132V133H40ZM43 132V133H42ZM104 132V135L102 134ZM29 133V134H28ZM30 133H32V134H30ZM52 133H54L55 135L53 136V134ZM164 133V134H165ZM9 134H10V136H9ZM12 134V135H11ZM42 134V135H41ZM108 134V135H107ZM152 134V135H151ZM165 134V136H167ZM27 135V136H26ZM30 135V136H29ZM40 136V137H38V136ZM44 135V136H43ZM47 135H48V138H47ZM50 135H52V137L50 136ZM99 135V136H98ZM125 135V134H124ZM141 135L143 136V138L141 137ZM33 136V137H32ZM74 136V137H73ZM165 136L164 135H162V137H163V142H166V140L164 141V139H166L165 138ZM10 137V139H7V138H9ZM13 137H14V139H13ZM18 137H20L19 139H18ZM34 137H36L35 139H34ZM42 137V138H41ZM54 137V138H53ZM81 139H79V138ZM96 137V138H95ZM139 137H140V139L142 140V142H141V140L139 139ZM26 138H27V140H26ZM32 138V139H31ZM100 138V139H99ZM102 138V139H101ZM111 138V139H113V140H115L114 142H111L109 139ZM22 139V140H21ZM45 139H46V141H45ZM48 139V140H47ZM128 140V142H127V140ZM147 139H148V141H147ZM9 140V141H8ZM13 140H14V142H13ZM20 140V141H19ZM25 140V141H24ZM34 141V142H32V144H31V141ZM42 140V141H41ZM49 140H51V141H56V143H55V145L56 146H54V141L53 142H51V141H49ZM112 140V141H113ZM144 140V141H143ZM26 141H27V143H26ZM37 141V142H36ZM57 141H59L60 142V144L59 143H57ZM78 141H75L74 143L76 144H78L79 142ZM108 141V142H107ZM111 142V146H115L114 148L112 147V149L110 148L111 146L110 145H108V143L110 144V142ZM118 141V142H117ZM126 141V142H125ZM146 141H147V144H146ZM262 141V140H261ZM9 142V143H8ZM35 142L36 143H38L37 145L39 146H36V144H35ZM41 144H40V143ZM145 142V143H144ZM30 143V144H29ZM45 143H47L46 145H45ZM50 143V144H49ZM65 143V144H64ZM92 143V142H91ZM100 143V144H99ZM104 143V144H103ZM115 143V144H114ZM117 143V144H116ZM141 143H143V144H141ZM20 144V145H19ZM29 144V145H28ZM41 146H40V145ZM106 144V145H105ZM138 144V145H137ZM151 144V145H150ZM158 145H159V143H157ZM163 143L161 142L160 143V145H162ZM260 144H262V142L261 143H259L258 145H257V147H256V151H257V148H259V150H261L262 148H260V147H262V146H259ZM3 145H5V146H3ZM7 145V146H6ZM14 145V146H13ZM19 145V146H18ZM28 145V146H27ZM30 145H32L33 147L31 148V146ZM118 145V146H117ZM139 145H142L141 147H139ZM146 146L145 148L143 147V146ZM148 145V146H147ZM30 146V147H29ZM108 146H109V150L107 149L108 148ZM9 147H10V149H9ZM18 147V148H17ZM45 147V148H44ZM53 147H56V148H53ZM98 147V148H97ZM104 147H107V148H105L104 149ZM118 147H120V149L123 151L124 149V152H128V156H129V158H132V159H135L136 160V163H138V164H136L135 163V161L134 160H132V161H130L129 163H131L130 165H129V163H128V165L126 166L127 168H126V170H125V168H124V165H125V160L123 159L122 160V158H121V153L119 152V148ZM134 147H136V154H135V152H134ZM30 148V149H29ZM97 148V149H96ZM115 148L118 150H115ZM143 148V149H142ZM5 149H6V151H5ZM45 149V150H44ZM55 149V150H54ZM98 149H99V151H98ZM102 149H104V150H102ZM114 149V150H113ZM132 151H131V150ZM143 150L142 152H140V150ZM10 150H12V151H10ZM16 150V151H15ZM54 150V151H53ZM112 152H111V151ZM139 150V151H138ZM258 150V151H259ZM29 151V152H28ZM47 151V152H48ZM105 151V152H104ZM109 153V154H107V152ZM117 151V152H116ZM14 152H16V153H14ZM130 152H133V155H132V153H130ZM139 152V153H138ZM3 153V154H2ZM104 155H103V154ZM114 153H115V155L117 154V156L119 155V154H121L120 156H119V158L117 157V156H115L114 155ZM151 154H152V151L150 152ZM10 154V153H9ZM102 154V155H101ZM28 155V154H27ZM53 155V154H52ZM97 155V156H96ZM101 155V156H100ZM112 155H113V157H112ZM135 155V156H134ZM100 156V157H99ZM143 156V157H142ZM145 156H146V158H145ZM108 158V159H107ZM117 158V159H116ZM87 159V160H86ZM92 159V160H91ZM121 159V160H120ZM82 160V161H81ZM84 160V161H83ZM93 160H94V163L95 164H93V163H91V162H93ZM139 162H138V161ZM144 160V161H143ZM32 161V162H31ZM30 162L28 161V169H30L29 171H31V172H29V178H28V180H26L27 178L25 177V176H23V173H20V175H22L23 177H21V179H16V177H11L12 179L13 178H15L16 179V181H14V180H12V179H9L10 181H11V183L7 180L6 181V184H5V189L2 191V189L3 188H1V184H2V171H3V168L0 166V195H1V193L3 192L4 194L5 193H10V196L12 197H7L6 199L4 198L2 201H4V202H13V203H15V201H18V204H21V203H30V202H34L35 204H37L38 202H40V203H42V201H45V199H46V197L48 198V197H53V198H56V196H57V198L55 199V201H57L58 199H60V195H61V193H62V189L64 188V185H65V179H64V173H63V171H60V169L62 168V166L60 165H53V164H46V165H43V166H41L40 168H39V174H37L38 176V178L35 176V174H34V176L32 175L34 172H33V170H31V169H34V167L32 166V165H34L35 166V164L33 163L35 160H31ZM90 161V164H88V162ZM96 161V162H95ZM53 162H55V161H52V163ZM144 163V165H143V163ZM149 163V162H148ZM124 164V165H123ZM136 164V165H135ZM147 164V165H146ZM88 165V166H87ZM95 165H96V167H95ZM32 166V168H29V167H31ZM92 166L94 167V170L92 171ZM130 167V169H129V167ZM137 166V167H136ZM145 167V169H142V168H144ZM78 167V168H77ZM135 167V168H134ZM140 167H141V169H140ZM79 168H82V169H79ZM137 168V170H134V169H136ZM90 169H91V171H90ZM98 169V170H97ZM123 169V170H122ZM127 169H128V171H127ZM103 170V171H102ZM130 170H131V172H130ZM140 170V171H139ZM20 172L21 171V168L19 169H17V172ZM125 171V173H123ZM127 171V172H126ZM142 171V172H141ZM79 172V173H78ZM130 172V173H129ZM138 172H139V174H138ZM144 172V173H143ZM15 173V172H14ZM30 173H31V175H30ZM101 173H104V174H101ZM115 174V175H114ZM138 174V175H137ZM143 174H145V175H143ZM16 175H19V174H17L16 173ZM80 175V176H79ZM134 175V176H133ZM32 176V177H31ZM128 176V177H127ZM138 176V177H137ZM141 176V177H140ZM256 175H253V186H251L250 188H254V187H256L257 185L258 186H264V179H262V178H264V177H261V176H256ZM36 178L35 180H33L34 178ZM32 178V179H31ZM127 178V179H126ZM146 178V179H145ZM150 178V179H149ZM255 178V179H254ZM23 179V180H22ZM137 179V180H136ZM22 180V181H21ZM122 180H124V181H122ZM262 182H261V181ZM22 183H21V182ZM27 181V182H26ZM36 181H38V182H36ZM41 181V182H40ZM61 182V186H60V182ZM260 181V182H259ZM19 182V183H18ZM255 182H256V185H254L255 184ZM8 183V184H7ZM17 183V184H16ZM36 183H38V184H36ZM56 183H58V185H55ZM261 183V184H260ZM13 184L15 185V186H13ZM18 184H19V186H18ZM28 184V185H27ZM55 186H54V185ZM49 186H53V188L52 187H49ZM57 186V187H56ZM59 186V187H58ZM118 186V187H117ZM126 186V187H125ZM16 187V188H15ZM40 187V188H39ZM57 189H56V188ZM117 187V188H116ZM14 188V189H13ZM24 188V189H23ZM55 188V189H54ZM10 189V190H9ZM40 189V190H39ZM53 189V190H52ZM113 189V190H112ZM55 190V191H54ZM136 190V191H135ZM252 190V189H251ZM4 191H6V192H4ZM10 191H12V192H10ZM123 191H124V193H125V197H123L124 196V194H123ZM21 192V193H20ZM55 194H54V193ZM24 193V194H23ZM40 193V194H39ZM82 193V194H81ZM122 193V194H121ZM130 193V194H129ZM12 194V195H11ZM15 194V195H14ZM17 194H18V196H17ZM50 195V196H48V195ZM135 194V195H134ZM263 194V193H262ZM5 195H7V194H5ZM40 195V196H39ZM82 195V196H81ZM127 195V196H126ZM132 195H134V196H132ZM8 196H9V194H8ZM45 196V197H44ZM81 196V197H80ZM30 197V198H29ZM1 198H2V196H1ZM0 198V199H1ZM11 198V201L9 200ZM21 198V199H20ZM23 198H25V199H23ZM27 198V199H26ZM43 200H42V199ZM78 198V199H77ZM84 198V199H85ZM126 198H127V201H126ZM135 198V199H134ZM125 199V200H124ZM257 199V200H256ZM256 199L254 198L253 200H254V203L256 202V203H258V206L256 205V203H255V205L254 206H256L254 209L256 210V212H255V210H253V212L250 214V216L253 218V219H255V220H257V225L258 226H263L264 225V206H262V205H264L262 202H263V198L261 199V197L259 198V197H256ZM14 200V201H13ZM27 200H28V202H27ZM117 200V201H116ZM30 201V202H29ZM36 201V202H35ZM125 201V202H124ZM134 201V202H133ZM77 202H78V204H79V206H78V204H77ZM131 202V203H130ZM235 202V201H234ZM17 203V202H16ZM123 203V204H122ZM126 204V205H125ZM132 204V205H131ZM166 204H168V202L166 203ZM236 204H237V201H236V203H234V205L236 206ZM81 205V206H80ZM121 205V206H120ZM122 205H124V206H122ZM260 205V206H259ZM11 206V204H9V207ZM125 206H127L126 208L127 209H125ZM81 209H80V208ZM85 207V206H84ZM93 207V209L90 211L91 213H93L94 215L95 214H98V211H97V204L96 203H94L92 206L90 205V206H88V205H86V209H88V208H92ZM123 208V209H122ZM73 209V210H72ZM122 210H124V211H122ZM153 210V211H152ZM234 210V209H233ZM128 211V212H127ZM225 211H227V210H225ZM13 212H15L14 210H13ZM71 213H74V217L73 216H71ZM116 213V212H115ZM49 214H51V215H53V217L54 218H56V217H58L56 214L57 213H52V212H50ZM128 214H126V215H128ZM182 214V213H181ZM67 215V216H66ZM68 215H70L71 216V218L68 216ZM75 215H77V217L75 216ZM76 217V218H75ZM84 218H86V217H84ZM87 218H89V216H87ZM45 219H48V217L47 218H45ZM44 219V221L43 220H41V221H43L42 223H40L39 225V228L38 229H44V228H48V227H46L47 225L49 226V223L48 224H45L44 225V227L42 226L43 224H44V222H47L46 220ZM71 219V220H70ZM74 219V220H73ZM84 220V219H83ZM49 221V220H48ZM77 221V222H76ZM112 223H113V225H112ZM116 224H118V225H116ZM124 225V224H123ZM111 226H113V227H111ZM114 226H116V227H114ZM125 226V225H124ZM116 228H118V229H116ZM38 229L36 228V229H34V231H38ZM46 229H44V233L46 234V237L41 241V242H36V250L38 249V253H37V258L36 259H38L36 262V264H54V261L57 259L58 260V262H56V264H60V263H63V264H65L66 263V261H67V258H71V255H72V253L71 252H69V253H67V252H63V251H60V250H58L57 252H55V253H50V251L48 250L49 249V246H51V243H52V246H53V248H55L56 247V244H57V242H60L59 241V239H63L61 236H62V234H63V232H57L56 234H57V238H55L54 240L50 237L51 236V234L50 233H47V231L49 230V228H48V230H46ZM116 229V230H115ZM46 230V231H45ZM133 230V231H132ZM119 231V232H118ZM49 232V231H48ZM118 232V233H117ZM152 232H154V234L152 235ZM61 233V234H60ZM48 234V235H47ZM113 234H117V235H114V237H113ZM119 235H121V236H119ZM61 237V238H59V237ZM113 237V238H112ZM117 237V238H116ZM50 238V239H49ZM59 238V239H58ZM116 238V240H114ZM48 240V244H47V240ZM52 239V240H51ZM68 239V241L70 240L69 238H67ZM112 239H113V241H112ZM117 239H118V242H117ZM180 239L179 238H177V242L179 241ZM55 241V243H53ZM64 241H66V242H68L66 239L64 240ZM63 241V242H64ZM115 241V242H114ZM46 242V243H45ZM51 242V243H50ZM125 242V243H124ZM43 245H42V244ZM115 243H117V246H116V244ZM211 243H212V235H211V231L210 230H205V231H203V232H200L198 235H196V236H194V237H192V241H191V247L193 248V250L194 249H198L200 252H198V253H200V258H201V260L202 261H206V263H208V264H221L220 262H218L217 260H215V259H213L212 258V255H211V251H210V246H211ZM47 244V245H46ZM44 245H45V247L47 248L48 247V249H45L44 248ZM112 246V247H111ZM114 246V247H113ZM43 249H42V248ZM115 247H116V249H115ZM40 249V250H39ZM42 249V250H41ZM115 249V250H114ZM45 252H44V251ZM46 250H48V252H47V254L46 255H42V252L45 254L46 253ZM113 250V252H111ZM68 251H70V249H69V247H68ZM114 251H116L115 253H114ZM63 252V253H62ZM40 253H41V255H40ZM50 253V254H49ZM65 253V254H64ZM71 253V254H70ZM53 256H52V255ZM121 254V255H120ZM50 255V256H49ZM61 255H63V257H61ZM64 255H67V256H64ZM78 258H81V259H77V261H76V263L77 264H86V263H88V264H94V263H96L97 264V260L95 261V262H92V258L91 259H89L88 258V260H85L83 257V255H81L80 253L77 255V254H75ZM113 255V256H112ZM118 255H120L119 257H118ZM125 257H124V256ZM127 255H129V257H127L126 258V256ZM39 256V257H38ZM40 256H41V258H40ZM45 256H46V259H45ZM49 256V257H48ZM52 256V257H51ZM55 256V257H54ZM80 256V257H79ZM81 256H83V257H81ZM108 256H112L111 258L109 257V259L110 260H108ZM116 256V257H115ZM140 256V257H139ZM143 256V257H142ZM106 257V258H105ZM117 257L119 258L118 260H117ZM120 257H122V258H120ZM142 257V258H141ZM42 258L44 259L42 262L40 261V260H42ZM63 258V259H62ZM97 258V257H96ZM114 258H116L114 261H116V262H113V259ZM126 258V259H125ZM130 258V259H129ZM132 258V259H131ZM24 259V261L26 262V258H23ZM111 259H112V261H111ZM122 260V262H121V260ZM127 259L128 260H130V261H127ZM4 260V259H3ZM6 260V259H5ZM79 260V261H78ZM85 260V261H84ZM101 260V261H100ZM120 260V261H119ZM84 261V262H83ZM88 261V262H87ZM79 262V263H78ZM86 262V263H85ZM1 263L3 264V263H6L5 261H3L2 262V260H1ZM67 263H68V261H67ZM66 263V264H67Z\"/></svg>",
  "mask_w": 264,
  "mask_h": 264
}]
</instances>
